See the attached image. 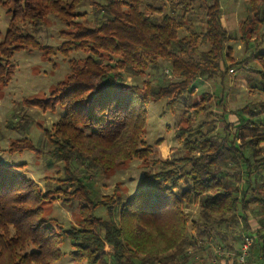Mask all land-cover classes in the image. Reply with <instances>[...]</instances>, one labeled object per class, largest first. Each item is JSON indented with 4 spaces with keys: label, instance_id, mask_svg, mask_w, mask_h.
I'll return each mask as SVG.
<instances>
[{
    "label": "trees",
    "instance_id": "16d2710c",
    "mask_svg": "<svg viewBox=\"0 0 264 264\" xmlns=\"http://www.w3.org/2000/svg\"><path fill=\"white\" fill-rule=\"evenodd\" d=\"M83 1L0 0L10 15L0 33V82L13 73L14 52L30 46L45 57L52 52L26 32L27 26L32 32L43 27L49 14L71 29L61 32L66 37L61 53L86 51L81 59L69 60L68 75L48 97L27 101L43 110H61L51 128L43 129L48 148L39 149L26 138L9 146L62 162L56 187L42 191L18 172L20 165H0V264H56L64 254L85 264H186L192 255L198 262L209 258L212 244L234 250L236 239L241 244L244 236L252 239L245 264H264V100L237 112L241 119L233 134L227 128L224 87L215 95L222 126L191 119V114L197 120L208 114L210 93L187 104L195 91L193 80L223 79L225 68H244L247 60L258 66L249 70L258 76L253 86L264 97V33L261 43L256 40L264 23V0H247L250 14L239 24V38L256 45L241 61L227 44L231 37L220 0H93L97 24L92 27L75 19L74 10ZM160 59L170 61L173 80L157 85L127 81L132 70L154 67ZM161 100L167 110L185 107L187 124L179 121L174 129L183 153L151 159L156 169L142 171L129 192L116 186L109 195L93 196L97 173L149 158L142 138L148 106ZM257 106L259 115L253 110ZM56 199L65 205L82 200L78 226L65 227L44 215L43 205ZM193 204L199 208L195 220L186 210ZM99 206L108 217L96 215ZM65 241L70 249L64 253ZM234 252L231 263L239 264L238 250Z\"/></svg>",
    "mask_w": 264,
    "mask_h": 264
},
{
    "label": "rangeland",
    "instance_id": "374dc122",
    "mask_svg": "<svg viewBox=\"0 0 264 264\" xmlns=\"http://www.w3.org/2000/svg\"><path fill=\"white\" fill-rule=\"evenodd\" d=\"M92 2L93 0H84L74 10L75 19L88 27L97 24ZM220 4L222 22L231 37L227 44L231 47L236 61L244 60L256 45L252 39L245 42L239 38V24L250 14L247 0H220ZM84 13L86 15H83ZM9 17L6 9L0 4L1 35L7 29ZM70 30L58 17L52 14L46 17L45 25L35 32H32L31 28L27 26L26 32L34 36L41 45L51 48L52 52L48 57H45L41 50L31 46L14 52L10 62L14 67L13 73L9 78L3 76V81L0 82V165H20L17 169L18 172L32 178L42 191L56 187L55 178L63 176V163L52 160L33 149L11 151L9 146L14 140L26 138L39 149L46 150L48 148L49 143L43 134V129L51 128L61 110L58 109L55 112L43 110L30 105L27 101L33 98L48 97L56 83L64 80L68 75L69 60L81 59L86 54L85 50H71L67 55L61 53L59 47L66 40L65 35L61 32ZM184 32L185 30H182L181 33ZM261 33H264V23L256 32V40L259 43L263 39L260 37ZM243 65L244 68L242 64L223 68L224 71L226 70L223 79L204 77L193 80L191 87L195 91L189 96L187 104L198 101L202 92H208L212 97L211 102L205 105L208 114L200 115L198 120L191 114V119H194L195 123L200 120L210 121L208 127L211 124L223 125L220 121L222 107L217 104L218 97H215V95H220L222 87L227 92L224 108L229 122L227 128L232 134L241 119L237 112L241 113L242 107L247 104H256L264 100L263 94L253 86L257 82L258 76L249 70L250 68H257V64L247 60ZM174 78L170 61L160 59L154 67L147 66L142 71L132 70L127 81L138 85H142L143 81H149L152 85H157V83H163ZM164 103V100L152 101L148 106V124L142 138L145 145L150 149L149 158L147 160L133 158L117 164L105 174L97 173L96 176L92 177L95 181L93 196L109 195L116 186L122 191L129 192L140 181L142 171L149 167L156 169V166H151V159L176 158L183 153L181 143L174 136V129L179 121L183 125L187 124L183 116L185 107L183 104H178L173 110H167ZM260 109L258 106L253 108L258 115L261 114ZM242 113L244 117L248 116L246 111ZM161 116L163 117L159 118ZM80 203L82 200L77 199L72 205H65L60 199H56L43 205L44 215L54 218L65 227L69 225L78 226L81 223L78 213ZM186 210L189 213V219L199 218V208L196 204L190 205ZM95 213L101 217H108L104 207L99 206ZM250 219L254 229L256 220L252 217ZM236 240L234 250H229L222 244H212L209 258L198 262L197 258L192 255L186 264H210L213 259H217L219 264H226L225 260L231 262L235 255V249L238 250L240 247L241 238ZM63 245L62 249L65 253L70 247L67 241ZM208 255L205 254L204 257ZM219 256L222 258L219 259ZM56 264H85V261L72 259L68 254H64Z\"/></svg>",
    "mask_w": 264,
    "mask_h": 264
},
{
    "label": "built area",
    "instance_id": "2783aa9c",
    "mask_svg": "<svg viewBox=\"0 0 264 264\" xmlns=\"http://www.w3.org/2000/svg\"><path fill=\"white\" fill-rule=\"evenodd\" d=\"M252 243V239L250 236H244L242 243L240 244V247L238 249V253L236 255L237 261L239 264H245L246 259L249 253V248ZM235 256V255H234ZM210 264H219V261L217 259H213ZM228 264H232L231 262H228Z\"/></svg>",
    "mask_w": 264,
    "mask_h": 264
}]
</instances>
